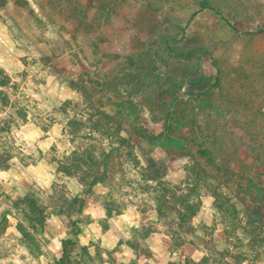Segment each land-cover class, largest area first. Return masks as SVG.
Masks as SVG:
<instances>
[{"label": "rangeland", "instance_id": "374dc122", "mask_svg": "<svg viewBox=\"0 0 264 264\" xmlns=\"http://www.w3.org/2000/svg\"><path fill=\"white\" fill-rule=\"evenodd\" d=\"M170 48L193 57L178 59ZM0 85V264H57L78 217L68 216L64 202L84 190L78 177L57 170L77 147L100 160L111 151L105 180L86 199L100 200L102 228L124 215L116 227L137 251L153 228L144 226L146 212L170 239L186 241V257L168 263L205 257L219 264L218 253L229 249L245 253L239 264H264V252L246 247L210 188L201 190L196 216H183V228L176 212L193 180L185 149L202 164L201 152L221 153L228 170L207 171L211 189L222 183L226 209L240 207L246 180H264V0H0ZM168 113L172 138L150 142L133 133L158 135ZM28 194L47 215L36 232L18 206ZM79 239L94 261L78 246L77 264H101L100 245Z\"/></svg>", "mask_w": 264, "mask_h": 264}, {"label": "trees", "instance_id": "16d2710c", "mask_svg": "<svg viewBox=\"0 0 264 264\" xmlns=\"http://www.w3.org/2000/svg\"><path fill=\"white\" fill-rule=\"evenodd\" d=\"M203 10L207 9L208 7L202 5L201 7ZM172 55L178 59L183 60H190L193 57V51L188 52L186 55H178L173 48H170ZM220 82V79L216 81V84L208 85L204 84L203 87L206 89H203L200 93H198V99L201 97H205L209 94V92L212 89H215L218 83ZM206 85V86H205ZM3 86V85H0ZM201 88V87H200ZM172 119H173V113H168L165 115L164 121V128L161 133L158 135H150L148 133H145L144 131L135 130L133 133L141 138L142 140L150 141V142H157L165 139H169L173 137L172 134ZM78 123V121H75ZM96 127V126H95ZM90 127L93 132H100L97 127ZM122 131L121 127H117L114 130V135L117 136L120 135V132ZM120 142L126 143L127 146L130 148V144L127 141L128 139L123 138L122 136H119ZM113 150V149H112ZM103 160L99 159V156L96 155L95 151L89 150L84 147H77L70 156L65 157L60 163L58 167V173L64 174L68 177H78L81 184L83 185V192L81 194H77L73 196L70 199H67L65 203V209L66 212L69 214L68 216H72L73 214H76L78 217L76 220L72 221L71 227L73 228L72 236L73 239L66 238L62 240V254L60 258L57 260V264H77V261L74 257H72V252H74V249L78 246L79 249L82 252V256L87 257L89 260H93L92 255L90 254L88 247L84 245H80V239L79 236L82 232L81 224L84 222L82 221V214L84 211V207L86 205V197L92 192V189L97 185L102 183L108 172V162L110 159L111 151H108L107 153H103ZM185 154L189 158V167H186L185 171L186 173L190 174V177H192V183L190 187L188 188V193L186 196L180 197V206H182L181 212L176 211V209L173 207V210L178 213V215L181 216L179 219L181 222L179 224V227L183 228L185 226V219L183 216L187 215L188 219L193 218L196 216V214L200 211L202 207V196H201V190L203 188H210V194L214 198L215 207L224 214V219H227L228 215L230 219L234 222L233 227L235 229H240V236L246 238V247L249 250L256 251L262 250L264 252V180L263 179H257V182L255 183L254 180L251 178L249 180H246L245 185H241V192L239 194L238 203L240 204V207L237 206V204L232 203L230 205V209H226L222 207L221 200L223 193L220 191V187L222 186V183L217 182L213 185V179L215 178L211 171H207L208 168L211 167V169L214 171V169L217 170V172L225 169L228 170L227 165L220 161L218 158V155L221 154L220 152H217L213 149V151H207V152H201L202 159L206 161L205 164L200 163V160H197L196 157L191 153L189 149H185ZM10 159V158H9ZM154 164V163H153ZM155 166V165H154ZM2 168H7L6 165H2ZM224 176V175H223ZM259 176L262 177L260 174ZM82 177V178H81ZM189 177V178H190ZM155 181L162 180L163 177L155 176L153 177ZM162 182V181H161ZM212 184V185H211ZM250 197L248 200L247 197ZM177 198V197H176ZM194 200V201H192ZM230 201V198H228ZM161 200L158 201V207ZM220 203V204H219ZM18 206L23 207V214L26 218L27 222H30V227L33 232H36L38 228H41L44 226L47 215L46 211L43 207H41L38 204L37 199L34 198L33 195L28 194L24 196L21 200L18 202ZM21 208V207H20ZM159 216H162L161 209L158 211ZM20 233L24 238H27L29 236V233L26 231L23 225H19ZM234 234V233H232ZM234 239V237H231ZM236 238V237H235ZM172 243L175 248H180L183 246L186 241L182 240L180 237H174L171 236ZM234 246H232L233 248ZM259 252V251H258ZM257 252V256H258ZM260 253V252H259ZM263 254V253H260ZM219 258L221 260V263L219 264H230L228 263V260H232L234 263H241L242 262V256H245V253H238V255H235L229 251V249H225L223 252L218 253ZM264 255V254H263ZM74 258V259H73ZM73 259V260H72ZM94 261V260H93ZM112 264H123L122 262H117L116 260ZM217 263V262H216ZM136 264V263H134ZM168 264H180V263H168ZM184 264H211L209 259L203 257L200 262L195 263L194 261H187ZM218 264V263H217Z\"/></svg>", "mask_w": 264, "mask_h": 264}, {"label": "crops", "instance_id": "0c3cea01", "mask_svg": "<svg viewBox=\"0 0 264 264\" xmlns=\"http://www.w3.org/2000/svg\"><path fill=\"white\" fill-rule=\"evenodd\" d=\"M92 199L93 198L91 197L86 199V205L83 212L84 214H88L89 220L81 225L82 232L79 238H81L83 243L86 245H89L90 243H97L100 245L105 253L101 264H111L108 261L110 256L112 258H116L123 264H128L132 261L136 264H168V262L173 261L178 257L179 260L175 261H181L182 258L186 257V255L182 254V250L185 248V245L178 248V250L175 249L172 240L168 237V235H166L164 231H161L158 224L155 225L157 218L150 222L151 219L146 216V212H144V226H152L153 228L151 227L152 230L145 234L144 238L141 239L144 252L137 251L132 244H127L128 240H131L129 235L125 240V233H123V230L120 232L116 227L118 222L121 221L118 218L123 217L124 215H118V218L113 221L114 225L102 228L98 223V219L106 214H104V211L101 208L100 200H98V198ZM97 215H99L98 219H96ZM128 222H130V220H128ZM132 224H134L135 228L141 227L139 222H132ZM154 226H158L156 227L157 229L154 228Z\"/></svg>", "mask_w": 264, "mask_h": 264}]
</instances>
